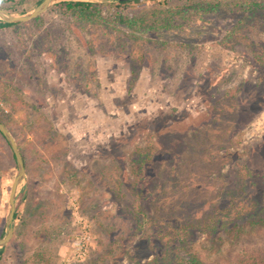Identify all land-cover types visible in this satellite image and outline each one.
Listing matches in <instances>:
<instances>
[{
  "label": "rangeland",
  "instance_id": "1",
  "mask_svg": "<svg viewBox=\"0 0 264 264\" xmlns=\"http://www.w3.org/2000/svg\"><path fill=\"white\" fill-rule=\"evenodd\" d=\"M200 1L144 0L125 13L189 6L158 31L134 32L138 25L109 7L88 20L60 2L0 30V119L26 159L15 234L0 264H33L45 253L51 264H89L112 243L145 262L151 240H173L177 228L181 245L205 264H244L264 247V225L249 224L253 197L264 203V105L255 103L264 100V68L246 61L264 47V0L254 11L205 14L194 9ZM17 2V14L39 4ZM249 78L253 96L244 89ZM203 90L221 107L216 131L201 121ZM150 143L156 156L138 187L131 158ZM17 170L0 135V237ZM235 210L249 233L233 229L236 218L226 228L232 233L220 227Z\"/></svg>",
  "mask_w": 264,
  "mask_h": 264
},
{
  "label": "trees",
  "instance_id": "2",
  "mask_svg": "<svg viewBox=\"0 0 264 264\" xmlns=\"http://www.w3.org/2000/svg\"><path fill=\"white\" fill-rule=\"evenodd\" d=\"M37 3H40L41 0H35ZM144 0H114V3L111 5H106L103 3H95L91 1L86 0H70V1H62L60 4L63 6L64 10L66 12H69L71 14L79 15L84 17L85 19L94 21L96 16H98L101 12L104 11L106 7L112 8L111 10H115V14H119L120 20L122 19V22L125 24H129L130 26L138 25L135 28H133L134 32H142V31H158L159 29H169L174 26L176 18H185L186 15L189 14V6L187 5H177L173 6L171 8H167L166 10H157L151 12V14L145 13L143 16H140L138 18L136 17H126L125 13L131 8L134 4H141ZM236 1L238 4H236ZM187 2H191V0H187ZM8 3H12L11 5H8ZM194 5V2H192ZM188 4V3H187ZM18 2L17 0H0V7L5 8L9 11H17ZM190 5V4H188ZM245 6L246 10H256L258 9L262 3H259V0H230V2H227L226 4L222 3V0H203L194 5V9L200 13H218L222 12L225 7H229L231 9L237 7V6ZM136 7V6H135ZM38 17V16H37ZM165 17V18H164ZM154 18V20H153ZM21 23V22H20ZM20 23H9L5 22L0 19V30L5 29L7 27L18 25ZM141 34V33H139ZM135 34V35H139ZM264 48V47H263ZM257 59L259 60V63H262L263 67H260V71L264 68V52L257 53ZM264 71V70H263ZM263 78V76H262ZM255 87V86H254ZM258 98L261 99L263 96H255V103H259L261 101V105L263 107L264 100L261 99L258 101ZM254 99V98H253ZM221 111V107H220ZM3 121V120H2ZM179 123V122H178ZM176 124V126H182L183 122H180L179 124ZM187 123H185L186 125ZM0 135L4 138L5 142L9 146L11 150V158L16 163V156L14 151L12 150L9 142L7 141L4 134L0 131ZM154 145L152 143L148 144L144 148H139L134 152V156L131 158V173L134 174L135 179H133L134 183L138 184L142 181H145L144 178L147 176V173L150 175V164L155 159V151ZM24 159L25 154L23 153ZM26 160V159H25ZM128 180V179H126ZM142 189L138 188V192H142ZM253 204L252 209L256 210L254 214H251L253 218L249 219V224L251 225V230L256 229V226L258 224L264 225V203L260 204V201H258V196L253 197ZM239 209V208H238ZM249 210V209H247ZM239 211V210H238ZM237 210L229 212L227 211V216H225L223 219H221L220 227L222 228H228L229 223L233 221V219L236 218V223L234 224L233 229L235 228V231L249 233V229H245L243 227H239V221L237 219H240V216L242 213H238ZM250 211V210H249ZM235 213V214H234ZM19 212L15 214L17 216ZM234 214V215H232ZM235 216V217H233ZM231 217L232 219L228 220ZM217 218H213V222L211 221L210 224L207 226V232L209 235L213 236L214 232L217 227ZM184 228H177L175 230V235L173 240H167L166 242L160 240L162 238H159V242H156L155 240H151V255L153 256L150 260L142 262L141 256L136 255V253L126 247H118L117 249L114 248V243L111 244V248L107 251H103L102 253H98L97 256L94 259H91L88 263L89 264H123V260L125 258H129L131 261L134 262V264H205L204 261L201 259V256L189 248H184L181 245V240H185L183 232ZM230 234L231 230H227ZM232 233V232H231ZM238 233V234H239ZM237 234V236H239ZM114 242V241H113ZM148 247H150L148 245ZM4 248H0V252L3 251ZM120 249H124L123 252H120ZM119 253V254H118ZM47 253L45 255H41L37 259L34 260L33 264H51L52 260L48 259ZM244 264H264V247L258 248L255 252L251 253L249 256L244 257ZM83 264V263H79ZM86 264V263H84Z\"/></svg>",
  "mask_w": 264,
  "mask_h": 264
},
{
  "label": "water",
  "instance_id": "3",
  "mask_svg": "<svg viewBox=\"0 0 264 264\" xmlns=\"http://www.w3.org/2000/svg\"><path fill=\"white\" fill-rule=\"evenodd\" d=\"M61 1H70V0H41V2L37 4L34 8L23 14H17L5 8L0 7V19L9 23L26 22L41 15L42 13L47 11L50 7H52L54 4ZM0 131L4 134L12 150L14 151L16 156L17 167H18L17 173L12 183L11 193L9 197V211L6 221V234L0 237V247L4 248L9 244V242L12 240L15 234V214L17 210V199L21 191L22 183L26 179V164L23 153L19 147L15 135L7 126V124L3 122L1 119H0Z\"/></svg>",
  "mask_w": 264,
  "mask_h": 264
},
{
  "label": "flooded vegetation",
  "instance_id": "4",
  "mask_svg": "<svg viewBox=\"0 0 264 264\" xmlns=\"http://www.w3.org/2000/svg\"><path fill=\"white\" fill-rule=\"evenodd\" d=\"M262 45L264 46V43H262ZM264 52V48H262L260 51H258V53H263ZM246 61L248 64H250V66L253 68V69H256V68H260L259 67V60L257 58H255V52L254 54H251V55H247L246 57ZM260 71V70H259ZM254 79H247L245 80L244 82L246 83V87L244 88L245 89V93L248 95V96H253V88H254ZM210 83V80L208 81V84ZM212 85V83H210ZM216 84V83H214ZM247 96V98H248ZM201 99L203 100V103H206L208 102L207 107L204 108L203 112H205V114H203V118H202V124L203 125H212L213 127V130L216 131L218 129V122L220 120V105L219 107H217V104H216V101L213 100H208V96H207V92L205 90H203L201 92ZM246 98V99H247ZM253 101L254 99L251 98V100H249V111L250 113L252 114L253 110H252V104H253ZM207 108V109H206ZM208 110V111H207ZM217 121V122H216Z\"/></svg>",
  "mask_w": 264,
  "mask_h": 264
},
{
  "label": "built area",
  "instance_id": "5",
  "mask_svg": "<svg viewBox=\"0 0 264 264\" xmlns=\"http://www.w3.org/2000/svg\"><path fill=\"white\" fill-rule=\"evenodd\" d=\"M85 254V253H84Z\"/></svg>",
  "mask_w": 264,
  "mask_h": 264
}]
</instances>
